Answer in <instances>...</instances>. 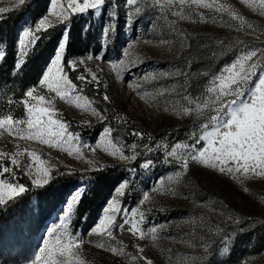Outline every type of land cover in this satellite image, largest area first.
Masks as SVG:
<instances>
[{
  "label": "rangeland",
  "instance_id": "obj_1",
  "mask_svg": "<svg viewBox=\"0 0 264 264\" xmlns=\"http://www.w3.org/2000/svg\"><path fill=\"white\" fill-rule=\"evenodd\" d=\"M30 1L0 0V9H7L0 12V52L4 53L0 59V118L12 116L16 122L12 134L7 126L0 129V152L6 154L0 158V196L4 200L0 203V264H35L37 255H44L40 250L46 242L51 247L55 239L66 240L69 234L83 239L73 264H264V177L221 173L191 159L195 152L191 145L211 130L213 117L222 115L216 109L236 99L225 96L217 101L216 93L208 92L215 86L214 77L252 50L257 55L248 63L258 66L245 87L251 88L264 75V10L258 0H217L212 8L192 0L184 4L180 0H136L135 4L107 0L102 10L77 15L67 9L68 0H48L42 14L34 2L19 15ZM219 5L229 11L219 10ZM61 13L68 16L63 24ZM45 16L56 26L36 33V24ZM106 25L115 29L107 40ZM65 27L70 31L63 64L82 89L71 95L88 105L85 109L59 99L54 102L68 132L77 137L70 148L19 138L28 132L24 101L29 98L25 94L38 86L50 66ZM26 30L31 33L27 37L23 36ZM78 33L82 45L72 42V34ZM32 35L39 36L35 44ZM21 40L26 47L22 48ZM130 42L132 47H128ZM102 47H106L103 60H87ZM125 50L127 55H123ZM81 58L86 64L80 72L67 68L68 61ZM86 68L99 77L98 89L94 82L76 79ZM105 93L108 102L103 99ZM34 94L51 95L40 87ZM102 110L111 113L116 128L105 125L95 133L93 125L106 119ZM133 133H142L143 138ZM204 146L201 141L200 147ZM29 152L39 155L50 169L47 184L33 183L38 165ZM185 157L187 169L182 166ZM149 161L150 166L143 168ZM129 162L138 165L129 171L115 166ZM4 167L9 172H3ZM99 177L111 184L93 210L81 199ZM9 184L22 185L25 191L10 194ZM78 191L80 199L67 226L61 227L66 205ZM26 193L25 198L8 205ZM146 193L149 199L145 201ZM113 205H123L129 213L136 210L135 217L127 218L135 220L143 239L140 232L129 231V226L122 231L113 228L111 237L92 232L104 209ZM79 206L87 214L75 229ZM110 214L117 225L122 222L117 213Z\"/></svg>",
  "mask_w": 264,
  "mask_h": 264
},
{
  "label": "snow or ice",
  "instance_id": "obj_2",
  "mask_svg": "<svg viewBox=\"0 0 264 264\" xmlns=\"http://www.w3.org/2000/svg\"><path fill=\"white\" fill-rule=\"evenodd\" d=\"M25 0H20L23 4ZM136 0H132L135 4ZM193 3H198L202 7L212 8L217 5V0H212L208 3L207 0H192ZM107 0H68L67 9L72 15L85 14L89 11L102 10ZM181 4L185 3V0H180ZM259 6L264 10V0H258ZM219 10L229 11V9L224 5H219ZM7 11V9H0V12ZM55 6L53 7L54 14ZM234 18H239L237 14L230 13ZM64 17L60 20L63 24L68 16L61 13ZM113 19L115 14H110ZM205 19L204 17H201ZM56 25L49 22L48 16L41 18L35 26L36 33L41 30L48 31L49 29L55 27ZM114 26L110 27L108 25L104 28V38L109 39V33L114 31ZM69 29L65 27L64 36L61 42L58 44L57 52L50 62V66L47 68L45 74L40 79L38 86H34L26 92V99L24 101L26 111L28 113L27 128L28 132L26 135H20V139L24 140H37L40 143L46 144L49 147H61L64 148L68 145L69 148L71 144L76 141L77 137L71 135L68 132V125L66 121H62L59 118V113L54 110V102L56 99L60 101H66L69 103H75L77 108H87L88 105L79 103L81 97L72 96L71 93L82 91L78 89L76 83H74L65 71V66L63 64V54L66 51L68 43V33ZM30 30H26L23 36H29ZM39 39L38 35H32L31 43H37ZM21 46L24 45L23 40H21ZM128 47H132V42L129 43ZM106 52V47H102L100 53L95 55H88L87 60H103L104 53ZM123 55H127L126 50ZM257 55L255 50L243 53L241 56L237 57L231 65H226L219 75L214 77L213 83L214 87H210L208 92L216 93V100L220 101L225 96H234L236 99L230 100L227 104L222 105L220 108L216 109L217 112L222 113V115L212 118V128L209 131H205L202 136H200L191 148L195 152L191 155L192 160H197L206 166L213 168H218L221 173H241L243 176L248 174H253L257 176L264 177V75H261L258 82L251 88L245 87L250 81L252 76L256 74L257 64L248 62L252 60L253 57ZM4 53L0 52V59H3ZM122 62V61H121ZM86 64V60L81 58L80 60L68 61L67 68L72 72H80V68ZM138 67V65H136ZM130 71V70H129ZM90 74V75H89ZM76 79L84 83L94 82L97 89L100 86L99 77L91 69H85L84 72L77 75ZM37 87L46 89L48 94L42 95L34 94L37 92ZM86 100V98H84ZM103 99L105 102L109 101L107 93L104 94ZM35 103H32V102ZM207 106V105H205ZM226 109V110H225ZM93 111H96L93 109ZM16 123L12 116H7L0 118V129L7 126L9 134H12V126ZM208 125H204L207 128ZM107 130V129H106ZM141 138H143L142 133H133ZM204 141V147H200V142ZM87 147V145H84ZM135 147V145H133ZM176 147H180L179 144ZM188 148V145H184ZM68 150V149H64ZM94 150V149H93ZM77 154L80 155L79 148L76 149ZM175 148L173 149V153ZM71 155V151L69 150ZM31 161L38 165L35 168L37 179L33 181L34 184L42 185L49 182L50 169L44 167V161L41 160L40 156L35 152L28 153ZM5 153L0 152V158H4ZM135 159V156L132 157ZM13 165L17 164L15 158L11 159ZM151 164V161L142 165L143 168L147 169ZM183 168L188 167V158L185 157L183 160ZM31 167V165L29 166ZM3 172H9L7 167L3 168ZM127 183V182H124ZM159 183V181H158ZM0 187H3L0 184ZM9 193H23L25 188L21 185L18 188L9 184L6 186ZM81 191H78L69 203L66 205V210L61 217V227H66V222L70 220V217L74 211V206L78 203L80 199ZM121 195L123 193L121 192ZM146 201L149 199L146 193L143 197ZM3 197L0 196V203H3ZM111 213H117L121 219V223L117 225L116 219ZM131 215L135 217L136 210H131L126 207H116L113 205L111 209L105 208L102 218L98 221L97 226L92 230V232L99 233L101 235L107 234L109 237L112 236V229L119 228V230H124L125 226H129V231L135 230L140 232V229L135 222V220H129L127 217ZM152 231H156V227L153 226ZM92 233L90 232V235ZM140 238H144L143 232H140ZM83 243V239L79 236H72L69 234L67 239L58 237L52 242L51 247L47 246L42 248L40 251L44 253L43 256L37 255L35 264H39L43 260V264H73L76 259V252L79 250ZM99 247H104L103 244L98 245ZM111 251L115 252L116 249L112 248ZM142 251V249H139ZM147 264H151V261H147Z\"/></svg>",
  "mask_w": 264,
  "mask_h": 264
},
{
  "label": "trees",
  "instance_id": "obj_3",
  "mask_svg": "<svg viewBox=\"0 0 264 264\" xmlns=\"http://www.w3.org/2000/svg\"><path fill=\"white\" fill-rule=\"evenodd\" d=\"M47 1L48 0H31L30 2H28V4L22 6V12L23 13H18L19 15L20 14H24V11L29 9L30 6L36 2V7H39L40 8V11H39V14H42V12L46 9V4H47ZM17 10H14L13 12L11 13H15ZM60 34V32H59ZM71 34V33H70ZM73 40L75 42H77L78 44L82 45L81 43V37H80V34L78 33L77 34H72V42ZM54 41V39H53ZM12 43V42H11ZM13 44L12 43L9 47V50H10V53L13 52ZM73 45V44H71ZM73 48V46H71L70 50ZM36 74V72L32 73V78L34 77V75ZM102 112L104 113V115L106 116V119L102 122H99V123H96L95 125H93V130L95 131V133H98L105 125H110L112 128H116V124L115 122L112 120V115L111 113H109L108 111H105V110H102ZM88 128H90L91 126H86ZM135 164L138 165V163L134 162V163H117L115 166L117 168H121L123 171H129L130 168ZM113 171V170H112ZM112 171L109 173V174H114L112 173ZM104 173V172H103ZM108 173V172H107ZM84 175H89V173H84ZM21 182H23L24 184H29L27 182H24L22 179H21ZM111 184V182H104L102 181L101 177H99V180L96 182V184H94L92 190H91V195L90 193H84L82 195V202H87L91 209L93 210H96L100 204V202L102 201V199H104L105 197V194L109 191V185ZM27 195L26 194H21L19 196H17L16 198L12 199L8 205H11L13 202H15L16 200H19V199H22V198H25ZM86 211L82 208V206H79L78 209H77V217L76 219L74 220V227L75 229L79 227V225L81 224V221H82V218L86 215ZM117 234V233H116Z\"/></svg>",
  "mask_w": 264,
  "mask_h": 264
}]
</instances>
